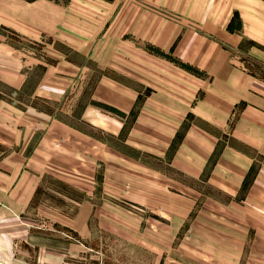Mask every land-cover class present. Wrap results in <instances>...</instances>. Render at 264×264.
Segmentation results:
<instances>
[{
  "label": "rangeland",
  "instance_id": "obj_1",
  "mask_svg": "<svg viewBox=\"0 0 264 264\" xmlns=\"http://www.w3.org/2000/svg\"><path fill=\"white\" fill-rule=\"evenodd\" d=\"M114 2L74 0L69 42L52 36L30 39L0 26V69L18 71L20 65L30 76L15 94L0 70L5 98L22 108L33 105L90 136H85L89 147L84 155L73 157L74 185L48 176L36 201L45 202L41 215L32 208L33 222L27 225L0 203V211L6 209L12 217L0 226L14 234L32 228L41 233L37 241L53 248L80 241L92 249H75L73 264H264V184L256 182L252 188L248 182L234 196L206 175H189L172 164L181 137L165 156L164 150L151 152L152 126L140 117L147 112L148 98L157 91L187 92L183 77L193 80L201 74L153 43L142 38L131 42L133 18L143 14L142 5L157 8L158 0H122V31L120 25L115 28ZM147 18L156 25L159 15L155 11ZM252 69L264 75V70ZM42 80V90L32 98ZM256 159L255 176L264 162ZM48 188L59 195H44ZM68 198L90 199L84 232L71 220L82 202ZM9 245L11 258L24 257V242L11 237ZM2 254L8 253L0 247Z\"/></svg>",
  "mask_w": 264,
  "mask_h": 264
},
{
  "label": "crops",
  "instance_id": "obj_2",
  "mask_svg": "<svg viewBox=\"0 0 264 264\" xmlns=\"http://www.w3.org/2000/svg\"><path fill=\"white\" fill-rule=\"evenodd\" d=\"M121 4L122 0L114 2L115 28L120 25V31L124 9ZM157 5H142L143 14L137 6L140 13L131 22V42L142 38L153 43L201 75L193 80L183 77L187 92L157 91L148 98L147 112L140 117L145 116L152 126L148 129L151 152L162 154L164 150L165 156L181 137L172 164L189 175H206L210 183L234 196L248 182L252 188L256 182L264 184V162L258 175L254 172L256 156L264 160V75L252 69L264 70V0H158ZM74 6V0H0V26L30 39L52 36L69 42ZM155 11L159 15L156 25L147 18ZM18 69H0L2 80L15 94L26 87L29 76L23 66L18 65ZM42 85L44 80L34 87L32 98ZM130 100L136 101L133 97ZM25 107L7 100L0 89V203L29 225L33 222L32 208L40 216L45 206V202L36 201L48 176L54 174L66 186L74 185L73 157L84 155L83 149L89 147L85 136H90L33 105ZM85 167L82 163L81 168ZM47 191L59 195L52 188L44 195ZM68 199L82 202L71 220L84 232L90 218L86 205L90 199ZM6 209L0 211V221L12 218ZM62 217L70 218L65 213ZM40 234L32 228L14 234L10 227L0 226V247L8 253L6 257L0 255L2 262L73 264V258L78 256L75 249L92 250L80 241L70 242L64 249L53 248L37 241ZM11 237L14 242L15 238L24 242V257H10Z\"/></svg>",
  "mask_w": 264,
  "mask_h": 264
}]
</instances>
